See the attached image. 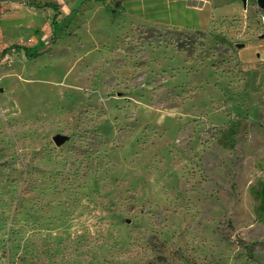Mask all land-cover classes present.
Wrapping results in <instances>:
<instances>
[{"label":"rangeland","instance_id":"1","mask_svg":"<svg viewBox=\"0 0 264 264\" xmlns=\"http://www.w3.org/2000/svg\"><path fill=\"white\" fill-rule=\"evenodd\" d=\"M234 1L0 0V264H264V7Z\"/></svg>","mask_w":264,"mask_h":264},{"label":"crops","instance_id":"2","mask_svg":"<svg viewBox=\"0 0 264 264\" xmlns=\"http://www.w3.org/2000/svg\"><path fill=\"white\" fill-rule=\"evenodd\" d=\"M192 2L190 5H192L191 7L198 9L199 11L203 10L206 6H208L209 4L213 7V8H217L220 4H225V5H230L235 4L234 0H189V2ZM119 3V2H118Z\"/></svg>","mask_w":264,"mask_h":264},{"label":"water","instance_id":"3","mask_svg":"<svg viewBox=\"0 0 264 264\" xmlns=\"http://www.w3.org/2000/svg\"><path fill=\"white\" fill-rule=\"evenodd\" d=\"M261 1V0H260ZM243 2H244V5H245V2H246V0H243ZM262 2V1H261ZM261 5H262V7H264V4H262L261 3ZM66 137L65 136H63V135H55L54 137H53V141H54V143L57 145V146H60V145H62L65 141H66Z\"/></svg>","mask_w":264,"mask_h":264},{"label":"bare ground","instance_id":"4","mask_svg":"<svg viewBox=\"0 0 264 264\" xmlns=\"http://www.w3.org/2000/svg\"><path fill=\"white\" fill-rule=\"evenodd\" d=\"M261 1H262L261 3L264 4V0H261Z\"/></svg>","mask_w":264,"mask_h":264},{"label":"trees","instance_id":"5","mask_svg":"<svg viewBox=\"0 0 264 264\" xmlns=\"http://www.w3.org/2000/svg\"><path fill=\"white\" fill-rule=\"evenodd\" d=\"M118 4V3H117Z\"/></svg>","mask_w":264,"mask_h":264}]
</instances>
